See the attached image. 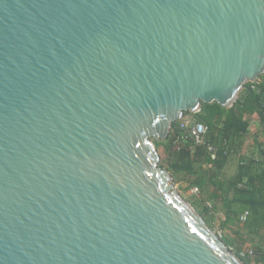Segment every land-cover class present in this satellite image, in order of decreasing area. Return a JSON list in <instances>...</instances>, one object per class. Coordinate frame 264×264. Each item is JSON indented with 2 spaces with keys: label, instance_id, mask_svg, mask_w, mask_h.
<instances>
[{
  "label": "water",
  "instance_id": "1",
  "mask_svg": "<svg viewBox=\"0 0 264 264\" xmlns=\"http://www.w3.org/2000/svg\"><path fill=\"white\" fill-rule=\"evenodd\" d=\"M262 76L264 0H0V264H246L154 141Z\"/></svg>",
  "mask_w": 264,
  "mask_h": 264
},
{
  "label": "trees",
  "instance_id": "2",
  "mask_svg": "<svg viewBox=\"0 0 264 264\" xmlns=\"http://www.w3.org/2000/svg\"><path fill=\"white\" fill-rule=\"evenodd\" d=\"M191 114L197 123L208 130L205 143L197 145L189 130H182L183 120L174 123L169 137L164 141H154L161 155L160 166L168 170L175 181L192 180L200 193L208 196V203L203 205L202 199L192 202L197 212L204 218L207 225L215 228L218 215L223 213L220 229L235 228L234 232L241 236L240 231L247 235L262 238L264 234V140L256 138L258 162L250 160L242 153L254 123L259 122L264 128V76L260 82L247 83L237 102L230 108L218 103L203 104L200 112ZM182 131L185 135H182ZM213 146L214 153L208 150ZM239 160L237 173L228 178L226 169L229 164ZM233 193V199L230 198ZM205 203V202H204ZM248 211L250 217L241 221V215ZM239 230V231H238ZM254 257L264 259V248L255 245ZM242 248L236 254L246 264L252 258L241 256ZM253 257V258H254Z\"/></svg>",
  "mask_w": 264,
  "mask_h": 264
},
{
  "label": "rangeland",
  "instance_id": "3",
  "mask_svg": "<svg viewBox=\"0 0 264 264\" xmlns=\"http://www.w3.org/2000/svg\"><path fill=\"white\" fill-rule=\"evenodd\" d=\"M188 119H193V116L191 114H186L185 120H188ZM158 155H159V152H158ZM160 158H161V155H160ZM173 184H174V188L179 192V194L184 198V200L188 201L190 204H192V202L194 201L199 200L200 198L203 201V205H205L206 203L207 205H210L208 203L209 202L208 196L206 197L205 194L197 193L195 191L196 186L192 185L191 179H186V177L181 178V180L179 181H175L173 179ZM219 218H221V213L218 215V221L216 222V226L213 230L215 231L216 235L220 239H222L232 251L236 253L238 248H242L243 252H246L247 250L254 248V245L251 239L245 238V236L241 237L237 235L234 231H231L229 229L222 231L220 229L221 221L219 220ZM251 264H264V259H261L258 256L254 258L252 257Z\"/></svg>",
  "mask_w": 264,
  "mask_h": 264
},
{
  "label": "crops",
  "instance_id": "4",
  "mask_svg": "<svg viewBox=\"0 0 264 264\" xmlns=\"http://www.w3.org/2000/svg\"><path fill=\"white\" fill-rule=\"evenodd\" d=\"M185 121L188 122L189 125H191V124L196 122L194 120V118L193 119H188V120H185ZM256 138H258L261 141L264 140V128L260 125L259 122H256V123L253 124L252 130H251V134L248 136L246 144H245V147L242 150V153L244 155L248 156L246 158H249L250 160H256L258 162L259 155H258V152H257V149H256V142H255ZM238 161L239 160L232 161L229 164L228 168L226 169V175H227L228 178H232L237 173L239 165H240V162H238ZM230 198L233 199V193L231 194ZM246 212H248V211H245L242 215H244ZM248 217H250V215ZM224 218H225L224 214L221 213V219L223 220ZM234 229L235 228H233V229L231 228V231H234ZM240 233H242V236L246 235L245 238L251 239V241H252L254 246L260 244L264 248V234H263L262 238H259V237L247 235L243 231H240Z\"/></svg>",
  "mask_w": 264,
  "mask_h": 264
},
{
  "label": "built area",
  "instance_id": "5",
  "mask_svg": "<svg viewBox=\"0 0 264 264\" xmlns=\"http://www.w3.org/2000/svg\"><path fill=\"white\" fill-rule=\"evenodd\" d=\"M180 127L182 130H189L191 137L194 139L197 145H202L205 143V136L207 134L208 129L204 125L197 122L189 125V123L185 121L181 123ZM208 150L212 153L216 151V149L211 145L208 147ZM195 191L197 193H200V190L197 187L195 188ZM249 214V212H246L244 215H242L241 221L246 222ZM241 256L244 258H252L254 257V251L253 249H249L246 252H241Z\"/></svg>",
  "mask_w": 264,
  "mask_h": 264
}]
</instances>
